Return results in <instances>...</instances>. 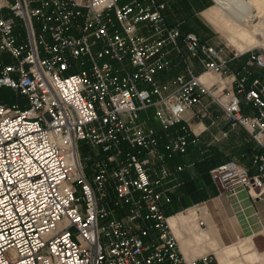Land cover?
Here are the masks:
<instances>
[{
  "label": "built area",
  "instance_id": "1",
  "mask_svg": "<svg viewBox=\"0 0 264 264\" xmlns=\"http://www.w3.org/2000/svg\"><path fill=\"white\" fill-rule=\"evenodd\" d=\"M165 10L156 0H0V56L10 60L0 59V91L24 99L0 102V264H216L186 260L163 211L167 165L196 143L183 115L205 96L258 150L254 174L227 160L211 181L264 200V72L249 71H264V52L230 72L223 47L181 35ZM183 49L203 72L183 60L185 74L159 83ZM202 74L231 88L212 92ZM150 109L165 142L141 119ZM79 142L99 152L92 179Z\"/></svg>",
  "mask_w": 264,
  "mask_h": 264
},
{
  "label": "crops",
  "instance_id": "2",
  "mask_svg": "<svg viewBox=\"0 0 264 264\" xmlns=\"http://www.w3.org/2000/svg\"><path fill=\"white\" fill-rule=\"evenodd\" d=\"M156 1L166 4V21L171 26L179 25L181 35L194 33L200 36V32H218L237 53H223L224 58L231 60L230 72L239 70L247 60L248 56L238 54L264 44V40L254 45L247 43L244 52L238 51L223 33L207 20L206 14L216 7L215 0L214 4L213 0ZM183 53H187L185 49L182 50V55ZM181 59L179 55L171 53L170 68L159 73L156 76L157 81L168 83L177 75L185 74L186 67H182ZM192 59V69L196 75H200L203 69L196 59ZM249 71L250 78L259 77L264 72L255 67ZM212 77L216 79L218 86V83H221L226 89L231 88L229 78L222 79L214 75ZM200 80L208 85L213 84L207 74H202ZM254 113L255 110L243 102L242 114L250 116ZM141 119L146 120L148 126L155 130L161 142H165V134L155 119L149 121L147 111L141 114ZM183 120L196 137V143L189 146L186 155L176 156L168 163L167 168L172 176L163 188L165 195L170 199L169 204L164 205L163 211L167 220L169 219L170 232L181 255L186 260L213 255L216 264H232L240 251L251 264H264V255L261 253L264 252V200L252 199L242 189H236L234 192L220 191L209 175L211 169L227 160L236 161L254 174L251 158L258 151L255 143L244 129L231 126L221 107L208 97H204L200 104L187 110ZM176 130L178 129H172L171 133ZM178 166H182L183 170L176 172ZM198 219L204 221V229L195 222ZM255 239L262 242L261 250L257 249ZM235 243L240 244L235 247Z\"/></svg>",
  "mask_w": 264,
  "mask_h": 264
},
{
  "label": "bare ground",
  "instance_id": "3",
  "mask_svg": "<svg viewBox=\"0 0 264 264\" xmlns=\"http://www.w3.org/2000/svg\"><path fill=\"white\" fill-rule=\"evenodd\" d=\"M215 2L216 7L206 14L207 20L220 30L238 51L244 52L247 43L252 45L260 43L257 37H260L261 41L264 40L262 23L259 21L261 13L252 0H215ZM235 24L239 27H247V30L238 29ZM260 46L264 47L263 43Z\"/></svg>",
  "mask_w": 264,
  "mask_h": 264
},
{
  "label": "rangeland",
  "instance_id": "4",
  "mask_svg": "<svg viewBox=\"0 0 264 264\" xmlns=\"http://www.w3.org/2000/svg\"><path fill=\"white\" fill-rule=\"evenodd\" d=\"M252 2L259 9V11L261 13L260 14L261 19L259 21H261V23H262L261 30L264 32V0H252ZM213 4H214V0H213ZM15 23H16V26L19 28L20 25H21V20L16 18L15 19ZM235 26L238 29L242 28V30H244L246 28L245 30H247V27H243V26L239 27V25H237V24H235ZM214 30L216 31L215 28H214ZM199 35L200 36H198V35L197 36L199 37V39L203 43L206 42L209 45L212 44V45H217L219 47H223V53H225L227 55L237 54L236 51H234V49L231 46L228 45L226 40L218 32L216 34H212V33H209V32L204 34V33L200 32ZM257 39L261 41L260 37H257ZM263 46H264V44H263ZM250 51H255V52H259V53L261 52L262 53V52H264V47L258 46V47L248 48L243 54H238V55L247 56ZM183 60H185L188 65L193 67L194 60L192 58H190L187 53H183V57L180 60L182 67L185 69L186 64H185V62ZM212 76H211V74H208V77H210L211 81L214 84V86L210 89V91L215 92L216 88H218V85L216 84V79L213 78ZM222 79H224V78L222 77ZM220 87H222V86H220ZM205 97H208V99L210 101H213V99L211 97H209V96H205ZM16 100H18L20 103H24V99L22 97H16L11 91H9L7 89H2L0 91V102L10 105L12 103H15ZM147 113H148V116H149V121L152 122L154 120L153 110L150 109V110L147 111ZM78 147H79V153H80L81 160L83 161L85 167H87V171H86L87 175H88V177L90 179H92L93 178V173L91 171V164L94 161H96V159L98 158V153L99 152H98V150L91 149L84 142H79L78 143ZM88 157H90V160H89ZM85 158L87 159V161H85ZM195 222L198 224V226L201 227V229L205 228L204 221L202 219H198ZM255 242H256L257 249L261 250L263 248L262 242L259 239H255ZM239 244H236L235 247L239 246ZM261 253H263V255H264V252H261ZM245 256L246 255H244L243 253H241L239 251V253L237 252V254L235 256L234 261H232L231 263L232 264H251V262L249 260H245ZM254 264H256V262H254Z\"/></svg>",
  "mask_w": 264,
  "mask_h": 264
},
{
  "label": "trees",
  "instance_id": "5",
  "mask_svg": "<svg viewBox=\"0 0 264 264\" xmlns=\"http://www.w3.org/2000/svg\"><path fill=\"white\" fill-rule=\"evenodd\" d=\"M0 59H2L4 62H10V60L6 56H0Z\"/></svg>",
  "mask_w": 264,
  "mask_h": 264
}]
</instances>
